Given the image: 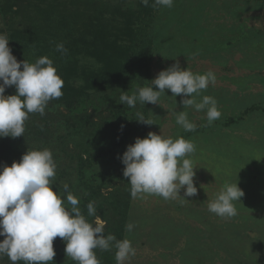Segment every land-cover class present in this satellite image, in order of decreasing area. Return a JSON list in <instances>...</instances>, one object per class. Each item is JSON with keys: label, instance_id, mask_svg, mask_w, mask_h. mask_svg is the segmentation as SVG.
Listing matches in <instances>:
<instances>
[{"label": "rangeland", "instance_id": "1", "mask_svg": "<svg viewBox=\"0 0 264 264\" xmlns=\"http://www.w3.org/2000/svg\"><path fill=\"white\" fill-rule=\"evenodd\" d=\"M153 3L0 0V33L17 61L46 56L64 81L62 97L43 116L29 114L23 136L0 138V167L19 162L28 150L49 149L57 165L53 190L66 198L68 184L88 222L96 219L87 212L92 202L106 221L104 235L131 241L136 254L125 264H264V0H173L171 8ZM60 43L66 53L56 51ZM176 61L194 74L215 73V84L196 101L213 97L219 119L209 124L207 109H184L181 96L175 104L170 90L159 106L120 104L124 92L150 86ZM15 94L14 86L5 91ZM180 111L194 131L176 123ZM137 113L154 124L137 122ZM149 132L194 144L185 158L195 168L198 193H179L188 202L154 194L132 198L118 157ZM236 182L245 194L234 202L237 215L209 212L207 201ZM53 247L49 264H77L66 257L61 238ZM94 252L100 264H116L115 241L110 250ZM0 264L12 262L0 256Z\"/></svg>", "mask_w": 264, "mask_h": 264}, {"label": "clouds", "instance_id": "2", "mask_svg": "<svg viewBox=\"0 0 264 264\" xmlns=\"http://www.w3.org/2000/svg\"><path fill=\"white\" fill-rule=\"evenodd\" d=\"M141 3L148 6L149 0H141ZM152 6L171 8L173 0H154ZM9 41L6 34L0 33V138L15 139L23 136L29 114L43 116L48 104L62 97L64 81L46 56L35 63L18 62L8 46ZM56 51L66 53L67 49L60 43ZM215 82L216 75L211 70L194 74L188 68L182 69L176 61L160 71L150 86L140 87L132 95L124 92L119 98L120 104L132 108L139 101L159 106L160 97L165 95V90H170L175 104L176 97H182L180 104L184 109H207L206 118L211 124L221 116L217 101L203 96L201 102H197L196 96ZM13 86L16 94L6 96V89ZM153 87L158 90L154 91ZM175 115L176 123L185 131L195 130L186 111ZM136 121L149 126L154 124L140 113ZM194 150V144L183 137L174 140L149 132L146 138H136L122 157H118L124 165L123 176L131 186L132 198L154 194L165 200L179 197L187 201L180 196L181 189H184V197L196 196L195 168L191 159L185 158ZM56 167L49 149L28 150L19 162L0 167V237H4L0 242V256H7L12 264L17 261L49 264L56 255L53 241L59 237L65 243L66 257L77 264H100L94 250L108 251L113 241L116 264H125L136 254L131 241H117L111 234L105 236L106 221L97 214L92 202L87 205V212L96 219L94 224L88 222L78 207V199L68 191V184H63L66 198L59 195V189L54 191L51 181ZM244 195L237 182L225 184L214 200L207 201V209L218 217L230 219L237 215L234 202H240ZM65 203L71 205L70 210ZM134 227L129 223L126 230L131 232Z\"/></svg>", "mask_w": 264, "mask_h": 264}]
</instances>
